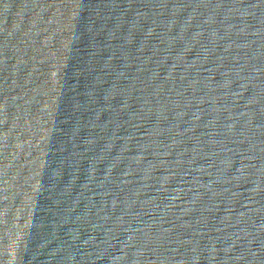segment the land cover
Here are the masks:
<instances>
[{
  "label": "water",
  "instance_id": "obj_1",
  "mask_svg": "<svg viewBox=\"0 0 264 264\" xmlns=\"http://www.w3.org/2000/svg\"><path fill=\"white\" fill-rule=\"evenodd\" d=\"M0 264H264V0H0Z\"/></svg>",
  "mask_w": 264,
  "mask_h": 264
}]
</instances>
